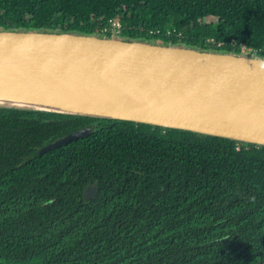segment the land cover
Instances as JSON below:
<instances>
[{"label": "trees", "instance_id": "1", "mask_svg": "<svg viewBox=\"0 0 264 264\" xmlns=\"http://www.w3.org/2000/svg\"><path fill=\"white\" fill-rule=\"evenodd\" d=\"M0 29L264 57V0H0ZM0 264H264V147L0 108Z\"/></svg>", "mask_w": 264, "mask_h": 264}, {"label": "water", "instance_id": "2", "mask_svg": "<svg viewBox=\"0 0 264 264\" xmlns=\"http://www.w3.org/2000/svg\"><path fill=\"white\" fill-rule=\"evenodd\" d=\"M0 108L126 121L264 147V57L0 29ZM92 125L35 156L86 138ZM99 192L89 184L84 199Z\"/></svg>", "mask_w": 264, "mask_h": 264}, {"label": "built area", "instance_id": "3", "mask_svg": "<svg viewBox=\"0 0 264 264\" xmlns=\"http://www.w3.org/2000/svg\"><path fill=\"white\" fill-rule=\"evenodd\" d=\"M114 29L116 30V32L118 33L120 31L121 28V24L119 22H115L113 24Z\"/></svg>", "mask_w": 264, "mask_h": 264}, {"label": "rangeland", "instance_id": "4", "mask_svg": "<svg viewBox=\"0 0 264 264\" xmlns=\"http://www.w3.org/2000/svg\"><path fill=\"white\" fill-rule=\"evenodd\" d=\"M116 37H118V36H116ZM212 51H213V50H212ZM248 51H250V49H247V52H248ZM248 53H250V52H248ZM246 54H247V53H246Z\"/></svg>", "mask_w": 264, "mask_h": 264}]
</instances>
